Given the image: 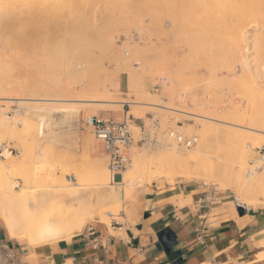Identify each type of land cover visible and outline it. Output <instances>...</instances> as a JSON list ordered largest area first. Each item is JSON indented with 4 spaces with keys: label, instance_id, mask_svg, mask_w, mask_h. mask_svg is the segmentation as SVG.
Wrapping results in <instances>:
<instances>
[{
    "label": "rangeland",
    "instance_id": "1",
    "mask_svg": "<svg viewBox=\"0 0 264 264\" xmlns=\"http://www.w3.org/2000/svg\"><path fill=\"white\" fill-rule=\"evenodd\" d=\"M40 1L42 3L40 8L47 12L50 11L51 7H56L53 4H57L59 1L69 3L71 6L69 16L75 15L77 18H81L82 15L88 14L90 24L88 22L84 24L81 21L79 27H76L77 29H74L71 34H62L63 31L60 33L58 29L50 26L35 27L34 30H31L35 35V41L32 43L34 47L29 49L36 59L35 63H28L25 59L22 60L26 63L19 59H16L18 61L15 59L7 61L5 51L16 45L11 44V47H7L10 45L8 44L6 48L0 46V85L14 87L30 82L29 84L32 83L36 87L38 86V92L32 93L35 95L15 93L16 90H0V164L6 162L2 155L8 151L11 153V157L17 161L23 160L28 169L39 165L44 169H50V167H54V163H51L55 162L56 165L58 164L59 171H57V174H60V164L56 162L55 157L64 152L69 155L71 163L77 167L79 165L83 166V162H87L88 155H91L90 145L91 141L94 140L97 144L96 149L101 154L104 153L102 156L105 161L103 164L104 173L110 175L108 170L109 157L104 151L102 152V145L94 136L92 128L86 124V120L89 117H99L121 121L124 114L122 103L125 102L135 103L130 105L129 115L131 118L130 124L136 137H138V127L140 125L144 124L147 128L153 125V115H155V118H159L162 133L172 129L187 136L196 135L199 141L191 149L180 148L173 143L172 146H170L171 143L167 144V148L174 147L182 152L195 150L199 145L202 138V127L206 124L201 119L202 117H212L216 113L228 115L233 110L264 114L263 79H260L261 85L258 87L262 91L259 90L256 95H251L248 94L244 82L247 81V76L250 77V73L243 75L238 72L234 78L228 77L224 71L225 74L223 72L218 73V78L227 76L230 83L226 78V85L229 83L230 87L228 86L227 91L222 89L221 93H213L210 88L212 85L207 82L210 78L207 71L201 68L200 71L193 73L195 65L204 64L214 59L217 50L221 48L223 43L221 40L211 37L212 30L208 25H205V19L203 17L201 19L196 18V15L201 16L199 14H193L195 15L194 20L189 26L184 25L182 28L167 30L165 23L170 20L169 15L173 13L172 10L167 12V8L172 7L177 0ZM152 2L153 6H151ZM150 10L156 14L153 27H150ZM62 16L64 17V15ZM87 25L88 27H86ZM20 32L21 29L18 33L20 34ZM254 33H259V31ZM20 39L18 42L22 46L21 44L25 41ZM166 39H169V42L172 43H169ZM17 46L19 45L17 44ZM150 49H152V55L155 54L151 57L156 61L153 64L155 66L152 68L145 63L147 52ZM160 50L164 54L161 53L163 54L162 57L157 60L159 56L157 53L161 52ZM6 52V55H10L9 51ZM243 54V58H245L246 54ZM247 54L251 56L250 52ZM58 58L66 60L62 70L55 73V69L51 67H56L57 60L54 59ZM162 58L164 61H161ZM52 60L56 62H52ZM129 74H132L135 83L133 86L130 84ZM98 81L106 82L107 91L97 93V95L105 99L107 97L111 101H118L121 104L82 105L79 103L63 102V104L62 102H53L50 105H45L44 103L16 100L17 98L44 99V97L45 99L68 100L67 96L69 95V100L74 98L73 100L78 99V101H81L95 95V93L86 95L84 86L90 82ZM57 84H60V88L61 86L66 87L68 93L65 92L59 96L53 94L54 96H52L51 93L46 94L41 91L43 87L48 88L57 86ZM17 101L22 103L18 104ZM65 105L67 107L78 106L80 109L73 111V114L51 113V108ZM41 120L43 126L39 125ZM216 126L221 127V125ZM256 127L258 128L252 127L256 130L252 131L254 145L251 143L248 147L251 152L250 158L252 161L257 160L256 162L262 161L264 163V155L261 151L264 147V127L261 124ZM232 128L237 129L236 127ZM28 129L35 130L34 136L29 134L28 131L30 130ZM213 144L212 158L217 157L228 160L235 151V146L227 142L223 143L217 140ZM135 151H142L148 156L154 154V149L135 147L130 151L132 165ZM38 158L40 159L38 160ZM49 164L50 166H48ZM132 165L126 171L131 170ZM229 168L230 166L226 165V175L221 173L214 185L213 183L205 184L185 180H176L174 184H169L166 180L151 181L149 177L154 173V170L156 171L153 168L147 171L148 173H145L142 179L135 180L133 189L135 198L133 196L132 200L123 198L118 183L111 185L112 188L109 190L118 191V197L122 201L118 204L122 208L118 212V220H111L109 224L101 223L99 222V216L95 214V216L87 218V223L81 233L86 231L89 226H99L107 227L111 233H114V228H123L116 231L119 236L125 235L126 229H135L139 223L151 217L153 211L157 208L156 199L179 192L184 187L198 190L200 196L209 195V204L212 203L213 206L225 203V205H239L244 209L243 212H264V197L255 192L251 180L248 177H243L241 178L243 182L236 183L235 180H231L227 176ZM250 168L256 169L258 167L252 164ZM210 170V168L207 169V171ZM234 170L237 173L238 169ZM263 170L264 167L263 169H257V174L262 175ZM119 179L118 177L117 180ZM90 182L95 181L91 179ZM121 182L122 180L119 183ZM22 188L21 182L20 187L17 189L18 192ZM164 191L169 192L159 194ZM87 199H89V196H86L83 200ZM70 203L72 204V202ZM185 203L182 202L179 205L182 206ZM109 210L114 209L110 208ZM25 241L29 243L28 240L25 239Z\"/></svg>",
    "mask_w": 264,
    "mask_h": 264
},
{
    "label": "bare ground",
    "instance_id": "2",
    "mask_svg": "<svg viewBox=\"0 0 264 264\" xmlns=\"http://www.w3.org/2000/svg\"><path fill=\"white\" fill-rule=\"evenodd\" d=\"M40 5H42L40 0H0V46L6 48L8 44L10 45L7 47H11V44L16 45L6 50L9 51L10 55H6L7 52L5 51L7 61L19 59L24 62L22 59H25L28 63H35L36 59L29 51L34 47L32 43L35 41V35L31 30H34L35 27L50 26L58 29L60 33L63 31L62 34H71L74 29H77L76 27H79L81 21L84 24H87V22L90 24L88 14L82 15V20L75 15L69 16L71 14L69 3L59 1V3L53 4L56 7H51L50 13L41 9ZM151 6H153V2ZM170 10L173 13L169 15L170 20L165 23L167 30L182 28L184 25L189 26L194 20L195 15L193 14H199L201 16L196 15V18L201 19L203 17L205 19V25H208L212 30L211 37L222 41L223 44L217 50L216 57L204 63L205 65L203 63L195 65V71H193V73H196L201 68L207 71L210 76L207 82L212 85L210 88L213 93H221L222 89L227 91L230 87V80L227 76L235 78L237 73L240 72L243 75L250 73V77L246 75L245 87L248 94L256 95L260 90L258 88L261 85L260 79H263L264 86V0H177L172 7L167 8V12H170ZM154 13L152 11L149 13L150 27H153L155 23L156 14ZM66 16L68 17L66 18ZM19 29H21L20 34L18 33ZM256 31H259V33H254ZM250 34L251 36H249ZM20 37L22 38L20 39ZM19 39L25 41L21 44L22 46L18 42ZM166 41L169 42V39H166ZM151 51L152 49L147 52L145 63L152 68L155 66L153 64L156 61L151 57L155 55H152ZM249 52L251 56H248L247 53ZM161 53L163 52L157 53V55L159 54L158 57L156 56L157 60L164 54ZM243 53L246 54L245 58H243ZM170 57L172 56L170 55ZM163 58L165 57L163 56ZM54 60H57L56 67L51 68L55 69V73L60 72L66 59L58 58ZM161 61H164V59ZM52 62L56 61L52 60ZM224 71L227 76L218 78V73H224ZM226 78L229 80L227 85ZM129 79L130 84L133 86L135 83L132 74H129ZM29 83L13 85L14 87L1 84L0 90H16L15 93L19 94L37 93L38 86ZM65 88L62 86L60 88V84H57V86L48 88L43 87L41 91L46 94L51 93L52 96L55 94L59 96L65 92L68 93ZM84 89L86 95L88 93L90 95L95 93V95L81 101H78V99L73 100L74 98L69 100V95L67 96L68 100L45 99V97L44 99L17 98L16 100L44 103L45 105H50L53 102L79 103L82 105L121 104L118 101H111L107 97L105 99L97 95V93L107 91L106 82H90L84 86ZM20 101H17L18 104L22 103ZM77 109H80V107H67L65 105L58 108L53 107L50 110L51 113L73 114V111ZM201 119L206 124L202 127V138L195 150L182 152L174 147L167 148L166 145L162 147L163 149H154V154L151 156L142 151H135L132 169L123 172V176L120 174V179L116 182H112L111 175L104 173L103 164L105 161L102 159L104 153L101 154L96 149L97 144L94 140L91 141L90 145L91 155H88L87 162H83V166L79 165L77 167L70 162L71 159L68 154L59 153V156L57 155L55 159L60 164V174H57L59 170L58 164L56 165L55 162L51 163H54V167H50V169H44L40 165L28 169L23 160L19 162L11 157V153L5 152L2 157L5 158L6 162L0 164V219L10 237L19 240L26 239L30 245L37 246L67 239L81 233L87 223V218L95 216V214L99 216V222L101 223L109 224L111 220H118V212L122 209L118 205L121 199L118 197V191L109 190L112 188L111 185L118 183L123 198L132 200L135 180L142 179V176L153 168L156 171L154 170V173L152 171L153 174L149 177L151 181L166 180L169 184H174L176 180H185L205 184L213 183L214 185L221 173L226 175V165H229L228 178L240 183L241 178L248 177L255 192L264 197V170L262 175L257 174V169H263L264 163L262 161L256 162L257 160L252 161L250 158L251 152L248 148L250 147L249 144L254 145L252 131L256 130L252 127L258 128L256 126L259 124L264 127V114L233 110L228 115L216 113L212 117H202ZM39 125L43 126L42 120ZM216 125H221V127ZM28 130H30L28 131L29 134L34 136L35 130ZM217 140L235 146V151L230 159L212 158L213 143ZM252 164L258 168H250ZM208 168L211 170L207 171ZM234 169H238L237 173ZM91 179H94L95 182L91 183ZM120 180H122L121 183H119ZM21 182L23 188L18 192L17 189L20 187ZM86 196H89V199L83 200ZM115 196L117 197L115 198ZM69 202H72V204H69ZM110 208L114 210L111 211Z\"/></svg>",
    "mask_w": 264,
    "mask_h": 264
},
{
    "label": "crops",
    "instance_id": "3",
    "mask_svg": "<svg viewBox=\"0 0 264 264\" xmlns=\"http://www.w3.org/2000/svg\"><path fill=\"white\" fill-rule=\"evenodd\" d=\"M209 201V195L184 187L156 199L151 217L125 235L117 234L122 228L111 233L107 227L89 226L36 247L10 237L0 220V264H176L179 259L180 264H264V212L240 213L239 205ZM167 229L176 237L179 254L167 255L158 246V234Z\"/></svg>",
    "mask_w": 264,
    "mask_h": 264
},
{
    "label": "built area",
    "instance_id": "4",
    "mask_svg": "<svg viewBox=\"0 0 264 264\" xmlns=\"http://www.w3.org/2000/svg\"><path fill=\"white\" fill-rule=\"evenodd\" d=\"M130 105L129 102L122 103L124 114L121 121L99 117H89L86 120V124L92 128L94 136L109 157L108 167L112 182H116L120 174L132 165L130 151L135 147L158 149L173 143L177 147L191 149L199 141L196 135L187 136L172 129L162 133L160 120L155 118V115L152 117L153 125L149 128L144 124L140 125L136 137L130 124ZM261 151L264 155V147Z\"/></svg>",
    "mask_w": 264,
    "mask_h": 264
},
{
    "label": "water",
    "instance_id": "5",
    "mask_svg": "<svg viewBox=\"0 0 264 264\" xmlns=\"http://www.w3.org/2000/svg\"><path fill=\"white\" fill-rule=\"evenodd\" d=\"M238 210L240 213H243L244 209L238 206ZM158 246L166 252L167 255H174L178 252L174 251V247L176 246V237L174 233L167 229L158 234ZM179 254V253H178Z\"/></svg>",
    "mask_w": 264,
    "mask_h": 264
},
{
    "label": "trees",
    "instance_id": "6",
    "mask_svg": "<svg viewBox=\"0 0 264 264\" xmlns=\"http://www.w3.org/2000/svg\"><path fill=\"white\" fill-rule=\"evenodd\" d=\"M182 261H181V259H179L177 262H176V264H180Z\"/></svg>",
    "mask_w": 264,
    "mask_h": 264
}]
</instances>
